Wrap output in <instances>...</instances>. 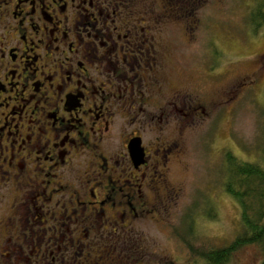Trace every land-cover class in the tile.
Returning a JSON list of instances; mask_svg holds the SVG:
<instances>
[{
    "label": "flooded vegetation",
    "instance_id": "1",
    "mask_svg": "<svg viewBox=\"0 0 264 264\" xmlns=\"http://www.w3.org/2000/svg\"><path fill=\"white\" fill-rule=\"evenodd\" d=\"M201 2L0 0V264H161L144 219L164 211L182 136L208 115L161 65Z\"/></svg>",
    "mask_w": 264,
    "mask_h": 264
},
{
    "label": "rangeland",
    "instance_id": "2",
    "mask_svg": "<svg viewBox=\"0 0 264 264\" xmlns=\"http://www.w3.org/2000/svg\"><path fill=\"white\" fill-rule=\"evenodd\" d=\"M263 3L202 0L188 14L189 29L186 22L176 20L175 52L163 56L161 68L168 71L170 88L189 87L197 92L201 103H207L208 115L196 119L182 136L183 151L180 160L171 164L169 181L174 188L164 211L154 218L145 216V257L151 262L159 258L163 264L167 258L173 264H200V253L229 245L242 231L240 207L223 187L225 155L232 153L249 162L260 158L264 12L257 15L255 8ZM246 76L248 83L257 79V85L239 86ZM221 92L222 103L211 104ZM170 129L167 135L172 134ZM143 135L148 140L151 132L146 129ZM263 255L262 245L246 244L231 254L227 264H260Z\"/></svg>",
    "mask_w": 264,
    "mask_h": 264
},
{
    "label": "trees",
    "instance_id": "3",
    "mask_svg": "<svg viewBox=\"0 0 264 264\" xmlns=\"http://www.w3.org/2000/svg\"><path fill=\"white\" fill-rule=\"evenodd\" d=\"M258 7L255 11L260 15L264 3ZM259 157L258 162H249L232 153L225 155L223 187L240 207L242 231L229 245L200 253L205 264H227L231 254L246 244H260L264 249V142ZM260 264H264V255Z\"/></svg>",
    "mask_w": 264,
    "mask_h": 264
},
{
    "label": "water",
    "instance_id": "4",
    "mask_svg": "<svg viewBox=\"0 0 264 264\" xmlns=\"http://www.w3.org/2000/svg\"><path fill=\"white\" fill-rule=\"evenodd\" d=\"M139 147H140V144L138 142H134V144L132 145V153L135 154V155H138L139 156V153L141 152V149L139 150Z\"/></svg>",
    "mask_w": 264,
    "mask_h": 264
}]
</instances>
